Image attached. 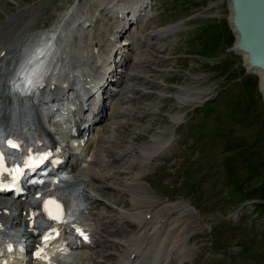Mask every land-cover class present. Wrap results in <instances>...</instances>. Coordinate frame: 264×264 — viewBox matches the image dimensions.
Returning a JSON list of instances; mask_svg holds the SVG:
<instances>
[{"label":"rangeland","instance_id":"1","mask_svg":"<svg viewBox=\"0 0 264 264\" xmlns=\"http://www.w3.org/2000/svg\"><path fill=\"white\" fill-rule=\"evenodd\" d=\"M102 1L0 0V25L21 9L33 7L28 20L17 28L21 34L13 32L15 37L7 38L17 42L20 48L17 55L27 50L23 56L31 51L27 42L37 43L39 36L49 35L50 30L63 22L64 28L81 19L86 24L110 27L121 22L122 28L131 27L128 34L179 27L167 37L158 38L159 42L152 41L147 58L141 60L143 64L138 62V65H147L144 73L147 81H134L149 87L153 94L150 97L143 95L145 100L141 99L137 104L125 99L122 92L123 100L118 109L134 113L127 118L118 114L115 119L117 138L100 149V153L105 151L111 161L118 152L129 150L130 153L127 152L120 161L113 159L116 167L110 176L123 170L122 181L130 182L135 177L130 171L134 175L142 165L148 167L146 157L138 161L140 151L136 148L150 141L153 147L155 144L160 146L158 143L173 139L168 156L159 159L155 168L143 173L138 182L144 188L141 192L147 191L151 196V200L144 199L149 203H140L145 213L153 210L151 221L144 220V215L136 221L131 220L134 203L130 189L116 191L112 188L110 191L117 206L109 205L103 222L112 220L109 227H120V213L112 211L120 208L125 210L121 214L129 218L130 226V236L118 232L111 238L139 237L138 232L144 227L152 228L159 216L174 218L178 210L184 209L185 214L178 225L182 229L181 244L184 243L186 252L181 264H264V104L258 92L257 77L245 75L242 58L232 54L234 40L227 24L226 0H141L139 7L127 3L121 18L117 17V13L122 12L118 5H124V0H108L105 4ZM133 9L138 11L136 16H133ZM92 12L94 22L89 20ZM125 38L119 43L127 42ZM73 41L68 44L73 45ZM180 93L190 94L197 100L181 103L175 97ZM149 103L157 106V111L145 115ZM175 114L182 119L173 120L171 116ZM46 126L55 131L56 139L69 145L58 126L51 123ZM98 129L96 126L95 131ZM153 147L156 152L158 147ZM90 157L91 153H85L78 161L81 169L88 168ZM134 159L137 161L133 166L129 162ZM15 228L22 230L20 225ZM113 251L119 253L121 248L115 244ZM82 256L79 253L75 258H56V261L58 264H87ZM91 256V264L100 260L98 254ZM13 259L9 255L3 256L0 264Z\"/></svg>","mask_w":264,"mask_h":264},{"label":"bare ground","instance_id":"2","mask_svg":"<svg viewBox=\"0 0 264 264\" xmlns=\"http://www.w3.org/2000/svg\"><path fill=\"white\" fill-rule=\"evenodd\" d=\"M107 1L108 0H103L101 3L105 4ZM131 1L132 0L126 2L124 0V5L123 3L118 5L119 10L122 11L121 13H123L127 3L130 5L132 3L135 6L138 5V7L140 6L141 0ZM30 8V11L28 8L21 9L18 14L11 15L0 25V125L9 120L8 113L12 114L13 105L11 96L7 93L6 80L8 79L10 63L12 64V62H14L16 54L18 53L17 51L20 49L17 42L13 43L14 41L8 40L7 38L10 35L12 36L13 32H20V29L19 31L17 29L19 24L24 20L26 21L27 17L32 14L31 11L34 10L33 7L30 6ZM137 12V9H133V16H136ZM89 18L91 22H94L95 15L93 12L90 14ZM77 25L78 21L75 20L70 26L63 30L60 27L50 30L49 35L41 37V39L43 38L44 40L40 39L37 43L29 45L30 48L33 46L35 47H33L34 49L31 48V51L26 56H23L19 63V70L22 71L21 75H26L30 68H35V66H38L36 68L38 69L37 73L41 70V72L37 74L39 80H36L37 78L33 79V76L32 80L30 76L25 79L26 86L21 87L22 92H30L36 85H42L49 80L51 83H59L61 85V87H56L58 94L53 102L50 96L51 91L45 94L43 101H35L38 98H35V100L33 99V101L37 112H48L54 102H57L56 104L59 105L58 112H61V114H58V116L66 118V121L60 126L57 123L56 125L59 126L62 133L68 137V143L70 145L63 148L62 146L57 147V149L59 153L62 154L64 165L68 166V174H70L73 179L82 180L86 186L83 194L87 202V208L78 219V223L72 225L74 228L70 235H79L77 230H80L88 235L90 241L92 238L90 244L81 246L83 249L82 257L88 261L87 264H91L92 253L98 254V258H100V260L97 259L98 261L93 262L95 264H109L107 263L108 261H111L110 264H181L182 260H184L183 257L186 256V252L183 246L184 243L181 244L182 229H180L178 225L181 223L180 221L185 214L184 209L178 210V213L176 212L177 216H174V218L170 216L167 219H163L160 214L161 216H159L158 222L152 224L154 226L150 229L144 227L146 223L143 221L145 225L142 226L144 227L143 230L138 232L139 237L132 236L131 238L129 237L130 239L127 238L124 240H116V238L112 239L111 237H114L113 235L118 232L130 236L129 218L122 215L125 210L120 208L112 210L120 213L118 218L120 227H116V229L111 227L112 225L109 222H112V220L107 223L103 222V217H105L104 214L109 211V205L117 206L111 198L112 194L110 191H113L112 188L116 189V191H121V188L130 189L132 195L131 199L134 203L133 211L131 210V213H134L131 219L132 221L138 220L139 216L142 215H144L142 216L144 220L147 219L151 221L153 210L145 213L144 210H141L142 206L140 205V203H149L145 202L146 200L144 201V199H147V201L148 199L151 200V196L147 191L144 193L141 192L144 188L138 182L141 176L144 175L143 173L147 174V172H150V169L155 168L159 159L168 156L167 151L171 143H173V139L170 138L169 141L165 143H158L160 146L155 144L157 146L154 145V147H158L156 152L152 150L153 142L151 141L137 147L136 149L140 151L137 155L138 161L146 157V159H144L148 167L140 165L139 172L132 169L135 171V174L133 175L132 171H130L131 175L135 177L134 180L130 182L122 181L121 176L123 177V168L121 169L122 171H118L114 176H110L111 171L113 172L116 167L114 166L113 159L120 161L122 156L126 155L127 152L130 153L129 150H127V152H118L114 155L116 158H112V161L107 158V153L105 151L104 153H100L102 145H107V143L111 144L118 136L119 132L116 127L117 122L115 121L118 114H124V117L127 118L129 114L132 115L134 113H127L125 111L126 109H118L119 102L123 100L122 92L126 95L125 99L129 102H137L144 99L143 95L150 97L151 94H153L148 89L149 87L146 88L141 82L135 83L136 81H134H147L146 74L144 76V73H146L148 68L146 67L147 65H141L143 64L141 60L147 58L148 48L152 41L167 37V35L176 31L179 27L175 26L174 28L171 26L157 31L153 30L146 34H143L141 31L138 33L130 32L128 34L131 27L127 30L122 28L121 22H117L111 27L105 24H93L92 29H89V27L76 28ZM28 27L30 28L29 25ZM60 32H62L60 38L54 43V38ZM19 34H21V32ZM16 35L18 37V33ZM20 36L22 38L24 37V35ZM79 36L81 38H79ZM138 36H141L142 40L138 39ZM124 37H126L125 40L127 42L119 43V40ZM72 41L74 42L73 45L68 44H72ZM81 44H83L82 47ZM55 46L57 47L56 51L54 50ZM127 56L129 58H127ZM138 62L141 64L139 63L140 65H138ZM45 65H47V67ZM42 67H46L47 70L45 68L42 70ZM133 68L134 70L136 68V71H133ZM48 73L51 75L49 79L46 80L45 77ZM12 80L15 81L13 78ZM124 84L125 86H123ZM43 92L44 91H42L41 94L44 96ZM175 97L181 100V103H185L186 101L190 103L197 100V97L184 93H180ZM81 102H89V104L84 108ZM137 104L139 103L137 102ZM151 104L152 103L146 105L147 110L145 111V115H147L148 112L152 114L157 111V106ZM135 110H137V108L134 109V111ZM105 113H107V118H105ZM171 117L175 121L182 119L180 115L176 114ZM45 120H48L51 124L54 123V117L49 119L48 116ZM77 126L82 130V135L85 134L84 136L75 137V135H73V130ZM96 126L99 128L97 131H95ZM93 127L94 130L91 132V128L93 129ZM107 133L110 135L106 136L105 134ZM155 138L160 139L158 136ZM85 153H91V157L88 160V168L85 167L87 169H81L78 165V161L85 156ZM91 159L93 163L90 165ZM96 160L97 162H95ZM136 161L137 160L134 159L129 163L134 166L136 165ZM109 169L110 172H105ZM12 176V174H6L4 177L9 179ZM122 183L124 184L123 187H121ZM50 188L51 187L48 186L47 190H50ZM91 195L94 196V198H92ZM33 197L34 195H29L24 200H10V198L0 195V224L14 228L15 225L22 224L26 227L31 226L33 218L30 216L29 204ZM142 218H140V220ZM109 224L111 225L110 227ZM24 237L27 242L31 241L33 238L31 246L32 256V253L39 249L40 240L36 239L34 233L28 230ZM0 239L5 246L4 248L1 244V251H6L4 239L1 237ZM61 244V241H55L54 245L48 249L49 256H53L54 251H58ZM115 244L121 248L119 253H113ZM7 262L8 264H19L18 260H8ZM27 263L41 264L39 261H29Z\"/></svg>","mask_w":264,"mask_h":264},{"label":"water","instance_id":"3","mask_svg":"<svg viewBox=\"0 0 264 264\" xmlns=\"http://www.w3.org/2000/svg\"><path fill=\"white\" fill-rule=\"evenodd\" d=\"M227 24L234 38L231 51L242 58L245 75L258 79V92L264 104V0H226ZM37 67L26 76L34 77Z\"/></svg>","mask_w":264,"mask_h":264},{"label":"snow or ice","instance_id":"4","mask_svg":"<svg viewBox=\"0 0 264 264\" xmlns=\"http://www.w3.org/2000/svg\"><path fill=\"white\" fill-rule=\"evenodd\" d=\"M81 235H83V233H81ZM51 238V237H50ZM85 239H87V237H85Z\"/></svg>","mask_w":264,"mask_h":264},{"label":"trees","instance_id":"5","mask_svg":"<svg viewBox=\"0 0 264 264\" xmlns=\"http://www.w3.org/2000/svg\"><path fill=\"white\" fill-rule=\"evenodd\" d=\"M232 35V34H231ZM233 37V36H232ZM233 40H234V38H233ZM233 54V53H232ZM244 73H245V70H244Z\"/></svg>","mask_w":264,"mask_h":264}]
</instances>
